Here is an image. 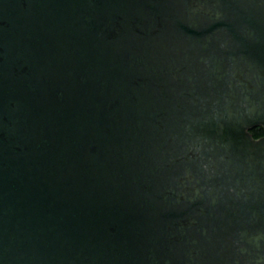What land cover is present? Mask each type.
I'll return each mask as SVG.
<instances>
[{"label":"water","instance_id":"1","mask_svg":"<svg viewBox=\"0 0 264 264\" xmlns=\"http://www.w3.org/2000/svg\"><path fill=\"white\" fill-rule=\"evenodd\" d=\"M264 0H0V264H264Z\"/></svg>","mask_w":264,"mask_h":264},{"label":"trees","instance_id":"2","mask_svg":"<svg viewBox=\"0 0 264 264\" xmlns=\"http://www.w3.org/2000/svg\"><path fill=\"white\" fill-rule=\"evenodd\" d=\"M250 131L253 134V136L256 137V138L263 134V130L259 129L257 127L251 129Z\"/></svg>","mask_w":264,"mask_h":264},{"label":"flooded vegetation","instance_id":"3","mask_svg":"<svg viewBox=\"0 0 264 264\" xmlns=\"http://www.w3.org/2000/svg\"><path fill=\"white\" fill-rule=\"evenodd\" d=\"M254 128H255V127H254ZM257 128H259V127H257ZM252 129H253V128H252ZM259 129H262V128H259ZM262 130H263V129H262ZM250 132H251V131H250ZM263 134H264V131H263ZM263 134H262V135H263ZM252 135H253V134H252ZM262 135H260V136H262ZM260 136H259V137H260ZM255 138H256V137H255ZM257 138H258V137H257Z\"/></svg>","mask_w":264,"mask_h":264}]
</instances>
